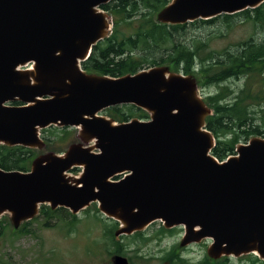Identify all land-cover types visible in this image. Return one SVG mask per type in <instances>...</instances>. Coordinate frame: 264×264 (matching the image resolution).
<instances>
[{
    "label": "water",
    "instance_id": "95a60500",
    "mask_svg": "<svg viewBox=\"0 0 264 264\" xmlns=\"http://www.w3.org/2000/svg\"><path fill=\"white\" fill-rule=\"evenodd\" d=\"M110 1L0 0V144L42 149L39 130L50 125L76 128L80 140L35 156L28 171L0 168V216L16 229L40 204L77 214L96 202L118 222L115 237L158 220L183 227L181 245L210 240L211 258L255 252L264 260V137L238 143L219 161L206 127L212 110L194 76L166 65L119 77L85 72L81 62L111 32L100 8ZM263 2L170 0L156 21L183 24ZM123 104L148 120L116 123L99 114ZM111 260L129 264L122 254Z\"/></svg>",
    "mask_w": 264,
    "mask_h": 264
},
{
    "label": "trees",
    "instance_id": "16d2710c",
    "mask_svg": "<svg viewBox=\"0 0 264 264\" xmlns=\"http://www.w3.org/2000/svg\"><path fill=\"white\" fill-rule=\"evenodd\" d=\"M168 2L112 0L101 5L100 8L109 11L112 16V30L108 37L93 45L89 57L81 62V68L87 73L119 77L133 74L146 68V65L166 64L172 71L194 75L202 85L214 86L215 89L208 91L204 98L212 109V114L206 118V127L215 137L211 154L220 161L224 160L235 153L240 141L246 142L252 136L264 137V2L256 8L234 14H221L176 25L159 23L155 19L156 13ZM236 16L248 21L259 37H250L235 43L233 49L216 52L209 49L210 37L187 39L185 36L190 27L198 29L219 24L226 30L230 29ZM216 36L213 34V37ZM219 36H222V32ZM106 112L118 122L128 121L134 116L148 118L144 110L132 104L108 107ZM59 129L63 135L58 139L62 140L68 128ZM34 157L35 149L0 144V168L3 170L28 171ZM72 170L77 171L78 168ZM63 210V207L52 210L43 204L38 215L50 219L58 217ZM93 219L97 223H106L101 224L102 236L93 239V244L100 245L103 241L114 246V251L110 253L124 255L123 244L114 237L118 223L104 220L98 213ZM77 222L75 215H71L66 223L67 230L71 231ZM26 224L28 222L13 231L27 232ZM131 236L141 240L145 238L143 232H135ZM124 237L127 236H120ZM217 264H226V260Z\"/></svg>",
    "mask_w": 264,
    "mask_h": 264
},
{
    "label": "rangeland",
    "instance_id": "374dc122",
    "mask_svg": "<svg viewBox=\"0 0 264 264\" xmlns=\"http://www.w3.org/2000/svg\"><path fill=\"white\" fill-rule=\"evenodd\" d=\"M108 13L110 14L109 11ZM110 24L112 27V16ZM221 32L222 36H219ZM213 34H217V36L213 37ZM185 36H187V39H191L192 37L206 39V37H210L208 42L209 49L218 52L224 49H233L235 43L250 37L258 38L259 34L252 31L249 22L244 21L242 16H236L235 23L230 29L226 30L223 25L219 24L204 26L198 29L190 27ZM147 66L149 65H146L145 69L154 67ZM196 84L198 95L202 98H205L208 91L211 92L215 89L214 86L200 84L197 78ZM99 114L112 118L107 114L106 109H103ZM132 118L138 117L134 116ZM114 122L119 123L115 120ZM59 128L61 127L49 126L44 128L45 130H39L40 137L44 140L45 146L42 149H35V156L47 152L62 153L71 143L80 141L77 129L73 127L68 128L65 138L59 140L58 137L63 135ZM239 143H244V141H240ZM80 170V168L77 171L70 170L69 173L77 175ZM63 209V211L59 212L60 215L58 217L48 219L40 214L37 218L30 219L27 221L28 224L25 225L27 232L24 233L14 232L13 230H17L18 228H13L9 215H1L0 264H112L111 257L116 253L112 254L110 252L114 251V246L103 243V241L100 245L93 244V239L102 236L103 226L101 224H106L104 221L103 223L95 222L93 217L98 213L104 220L111 221L113 219L107 218L99 212L96 202L90 203L77 214L71 213L66 208ZM71 215H75L78 222L71 231H68L66 223L71 218ZM45 223L47 224L45 225ZM157 225H161V222L158 220L152 223V227H156ZM183 231V228L180 226L176 229L175 236L179 237L183 234ZM131 235H125L127 237L124 238L114 236L118 242L123 244L124 256L135 262V264H147L149 262L156 264V261H152L153 259L148 260L151 245H144L140 238H132ZM144 235L145 237L147 236V231ZM175 236L173 238H176ZM207 246V243L195 245L193 247L194 250H192L189 256L199 259L205 254V251L207 254ZM136 248L140 250V253H137ZM136 253L137 259L134 257ZM224 257L221 256L220 258L213 259L222 260ZM227 264H264V260L254 253H248L238 257L230 256Z\"/></svg>",
    "mask_w": 264,
    "mask_h": 264
},
{
    "label": "flooded vegetation",
    "instance_id": "af4514ba",
    "mask_svg": "<svg viewBox=\"0 0 264 264\" xmlns=\"http://www.w3.org/2000/svg\"><path fill=\"white\" fill-rule=\"evenodd\" d=\"M148 226L144 229L143 233L147 231V236L142 239V244L151 245L149 248L148 260L156 261V264H217L218 261L223 262L226 260L229 262L230 257H224L222 260H215L206 254H203L199 259L189 256L192 253L193 247L199 243L206 244L210 243V240L205 239L197 243H191L188 245H181L182 235L176 237V229L164 228L162 225L156 227ZM176 238H173V237ZM137 253H140L138 248L135 249ZM137 253L134 256L136 259ZM227 258V259H226ZM129 260V264H135L132 260ZM147 264H151L150 262Z\"/></svg>",
    "mask_w": 264,
    "mask_h": 264
},
{
    "label": "bare ground",
    "instance_id": "6f19581e",
    "mask_svg": "<svg viewBox=\"0 0 264 264\" xmlns=\"http://www.w3.org/2000/svg\"><path fill=\"white\" fill-rule=\"evenodd\" d=\"M254 254H256L255 252H253Z\"/></svg>",
    "mask_w": 264,
    "mask_h": 264
}]
</instances>
